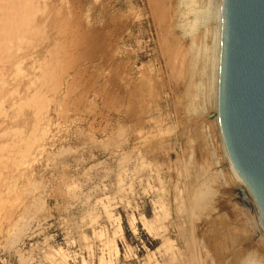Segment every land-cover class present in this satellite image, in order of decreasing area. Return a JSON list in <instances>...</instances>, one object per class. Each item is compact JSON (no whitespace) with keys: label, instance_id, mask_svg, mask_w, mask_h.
Masks as SVG:
<instances>
[{"label":"rangeland","instance_id":"1","mask_svg":"<svg viewBox=\"0 0 264 264\" xmlns=\"http://www.w3.org/2000/svg\"><path fill=\"white\" fill-rule=\"evenodd\" d=\"M0 1V264H264L190 84L212 18L183 35L179 0Z\"/></svg>","mask_w":264,"mask_h":264},{"label":"water","instance_id":"2","mask_svg":"<svg viewBox=\"0 0 264 264\" xmlns=\"http://www.w3.org/2000/svg\"><path fill=\"white\" fill-rule=\"evenodd\" d=\"M218 122L226 159L264 234V0H222Z\"/></svg>","mask_w":264,"mask_h":264},{"label":"bare ground","instance_id":"3","mask_svg":"<svg viewBox=\"0 0 264 264\" xmlns=\"http://www.w3.org/2000/svg\"><path fill=\"white\" fill-rule=\"evenodd\" d=\"M18 1V0H17ZM29 1V0H28ZM27 1V2H28ZM35 1H37V0H35ZM46 1V0H45ZM180 1V6H179V9H178V15H177V19H176V28H178V30H181L182 32H184V34L183 35H185V34H188V32L186 31V30H188L190 27H192L193 26V23L194 24H196L197 23V19H200V17H202V16H204V17H210V18H212L214 21V24H213V27H211L212 28V30H210V37H211V39H209V40H211V44L209 43V42H207L208 44H210L211 46H209L208 48V55H206L207 57H205L203 54H205L204 53V50H203V52H201L202 53V55L205 57V64H204V66H203V69H204V71H205V77H206V81H205V79L203 80V78H202V75L201 74H203V73H201L200 74V78H198L197 77V79H196V77H195V74L193 73L194 72V67H196L195 66V63H194V65H192L193 66V68H192V72H190V73H192V74H194V76L192 75V78H190V79H192L191 80V85L193 86V89L194 90H198V92H199V90H202V85H205V87H203V89L204 88H206V86H207V84H208V90H209V100H210V102L213 104V115H214V121H215V123H216V126H217V130L219 131V140H220V145H221V149H222V152H223V156H224V159H225V167H226V169L231 173V170H230V168H229V165H228V162H227V159H226V154H225V150H224V146H223V141H222V137H221V132H220V128H219V122H218V87H219V71H220V54H221V39H222V28H223V20H222V0H179ZM1 2H3V1H0V3ZM6 2V1H5ZM23 2V1H22ZM34 2V1H33ZM40 2H44L43 0L42 1H40ZM25 3H26V0H25ZM21 4V3H20ZM23 4V3H22ZM21 4V5H22ZM41 4V3H40ZM44 4V3H43ZM43 4H41L40 5V7H43L42 5ZM19 5V4H18ZM17 5V6H18ZM28 5V4H27ZM10 6V5H9ZM47 6V5H46ZM6 7V6H5ZM4 7V9H5V11H6V14H7V10H6V8ZM39 7V8H40ZM17 8V7H16ZM23 8V7H22ZM38 8V7H37ZM38 8V9H39ZM45 8V7H44ZM2 9H3V7H2ZM8 9H10V8H8ZM26 9L28 10V9H30V8H25V13L27 12L26 11ZM35 9V8H34ZM54 9V8H53ZM16 10V9H15ZM36 10V9H35ZM4 11V12H5ZM44 10H42V12H43ZM45 11H46V9H45ZM48 11V10H47ZM58 10H56V12H57ZM2 12V11H1ZM23 12V11H22ZM28 12H29V10H28ZM41 12V13H42ZM55 12V13H56ZM15 13V12H14ZM32 13V12H31ZM37 13L38 12H36V15H37ZM40 13V14H41ZM53 13V12H52ZM54 13V14H55ZM58 13V12H57ZM2 15H3V13H1ZM13 14V13H12ZM19 14V13H18ZM21 14V13H20ZM40 14H38V16L40 15ZM203 14V15H202ZM14 16L16 15V13L15 14H13ZM23 15V14H22ZM29 14H24V16H28ZM32 15H33V13H32ZM200 15V16H199ZM202 15V16H201ZM5 16V15H4ZM7 16V15H6ZM43 16V15H42ZM41 16V17H42ZM3 17V16H2ZM1 17V18H2ZM10 17V16H9ZM20 17V16H19ZM26 17H25V22L27 23V21H30V20H27L26 19ZM30 17H32V16H30ZM37 17V16H36ZM37 18L38 20L40 19V21H41V19H44V18ZM47 18H45V20L47 19L48 20V15L46 16ZM16 18V17H15ZM14 19V18H13ZM19 19V18H18ZM3 20H5V19H3ZM11 20V19H10ZM21 20H24L23 19V17L21 18ZM195 20V21H194ZM197 20V21H196ZM202 20V19H201ZM207 20V19H206ZM2 21V20H1ZM0 21V22H1ZM6 21H8V20H6ZM15 21V20H14ZM17 21V20H16ZM19 21H20V19H19ZM49 21V20H48ZM25 22H23L25 25H27ZM45 21H43V23H44ZM196 22V23H195ZM6 23V22H5ZM30 23V22H29ZM8 24V23H7ZM23 24V25H24ZM36 24V23H35ZM207 24V23H206ZM4 25V24H3ZM12 25V24H11ZM11 25H9V28H10V26ZM14 25V24H13ZM13 25H12V27H13ZM18 25V24H17ZM39 25H40V23H39ZM6 26V25H5ZM4 26V27H5ZM21 26V25H20ZM31 26V25H30ZM41 26H42V24H41ZM7 27V26H6ZM24 27V26H23ZM197 27V26H196ZM207 27H208V24H207ZM8 28V29H9ZM26 28V27H25ZM30 28V27H29ZM54 29H55V27H53ZM206 28V27H205ZM1 29H3V28H1ZM21 29V28H20ZM19 29V30H20ZM30 29H32V27L30 28ZM29 29V30H30ZM38 29V28H37ZM50 28H48L47 29V31L49 30ZM206 29H208V28H206ZM17 30H18V28H17ZM16 30V31H17ZM18 30V31H19ZM22 30V29H21ZM28 30V29H27ZM26 30V31H27ZM192 30H193V28H192ZM205 30V29H204ZM203 30V31H204ZM208 30V31H209ZM18 31H17V33L16 34H19L18 33ZM35 31H36V29H35ZM52 31H53V29H52ZM21 33H22V35L25 33L24 31V33L22 32V31H20ZM30 32V31H29ZM56 32V31H55ZM205 32H207V30L205 31ZM0 33H3V32H0ZM8 33V32H7ZM7 33L6 34H4V35H7ZM11 33V32H10ZM13 33V32H12ZM11 33V34H12ZM20 33V34H21ZM63 33V32H62ZM192 33V32H191ZM19 34V35H20ZM56 34H59V33H56ZM61 34V33H60ZM204 34V33H203ZM202 34V35H203ZM2 34H0V36H1ZM4 35H2V36H4ZM13 35V34H12ZM207 35H209V33L208 34H206V36ZM9 36V35H8ZM8 36H7V38H8ZM16 36V35H15ZM54 36H55V34H54ZM61 36V35H60ZM205 36V35H204ZM205 36V37H206ZM5 37V36H4ZM10 38V40H11V38H13V36H9ZM17 37V36H16ZM20 37H21V35H20ZM19 37V38H20ZM23 37H26L25 35L24 36H22L21 38H22V40L24 41L25 40V38H23ZM6 38V37H5ZM27 38V37H26ZM32 38H33V36H32ZM209 38V37H208ZM0 39H2V37L0 38ZM28 39V38H27ZM204 39V37L202 38V40ZM207 39V38H206ZM18 40V39H17ZM21 40V41H22ZM31 40V39H30ZM3 41V40H2ZM1 41V42H2ZM19 41V40H18ZM29 41V40H28ZM33 41V40H32ZM45 41V40H44ZM205 40H203V43H205L204 42ZM3 42H5V41H3ZM2 42V43H3ZM6 42H8V41H6ZM5 42V43H6ZM35 42V41H34ZM41 42V41H40ZM43 42V41H42ZM5 43H3V45L5 44ZM12 43V42H11ZM16 43V42H15ZM19 43V42H18ZM17 43V44H18ZM25 43H28L27 41L25 42ZM192 43H194V42H192ZM20 44V43H19ZM24 44V43H23ZM32 44V43H31ZM39 44V43H38ZM43 43H41L40 44V46L42 45ZM55 44V43H54ZM6 45H8V44H6ZM12 45V44H11ZM29 45V44H28ZM32 45H34V44H32ZM194 44H192V46H193ZM2 46V45H1ZM17 46V45H16ZM15 46V47H16ZM19 46V45H18ZM37 46V45H36ZM39 46V45H38ZM59 46V45H58ZM199 46V45H198ZM205 46H206V43H205ZM14 47V48H15ZM19 47H21V46H19ZM18 47V48H19ZM31 47V46H30ZM29 47V48H30ZM32 47H34V46H32ZM1 48V47H0ZM5 48V47H4ZM3 48V49H4ZM11 48L13 49V47L11 46ZM29 48H28V50H29ZM36 48V47H35ZM35 48H34V50H35ZM198 48V47H197ZM200 48V47H199ZM2 49V50H3ZM11 49V50H12ZM22 49H24V48H22ZM203 49V48H202ZM20 50V49H19ZM30 50L31 51H34V50H32L31 48H30ZM201 50V49H200ZM5 51H6V53H7V50L5 49ZM4 51V52H5ZM8 51H9V49H8ZM202 51V50H201ZM4 52H3V55H5L4 54ZM13 52V51H12ZM17 52V51H16ZM18 52H20V51H18ZM21 52H22V50H21ZM0 53H1V50H0ZM10 53H11V51H10ZM30 53V52H29ZM14 55L16 54V53H13ZM2 55V54H1ZM2 55V56H3ZM6 55H8V54H6ZM10 55H12V54H9V56ZM202 55H201V57H202ZM8 56V57H9ZM19 56H21V55H19ZM18 56V57H19ZM5 57V56H4ZM7 57V58H8ZM10 57H12V56H10ZM15 57V56H14ZM201 57H199L200 58V60H201ZM203 57V58H204ZM6 58V57H5ZM21 58V57H20ZM19 58V59H20ZM23 58H25V57H23ZM4 59V58H3ZM13 59V58H12ZM1 60V59H0ZM5 60V59H4ZM8 60V59H7ZM10 60V59H9ZM14 60V59H13ZM192 60V59H191ZM17 61H18V59H17ZM24 61V60H23ZM9 62V61H8ZM8 62H6V63H8ZM34 62V61H33ZM195 62V61H194ZM202 62V61H201ZM16 63H18V62H16ZM15 63V64H16ZM20 63H21V61H20ZM9 64V63H8ZM14 64V63H13ZM34 64V63H33ZM0 65H1V63H0ZM198 65H199V61H198ZM40 66V65H39ZM4 67V66H3ZM14 67H16L18 70H19V67L18 66H14ZM33 68V67H32ZM41 68V67H40ZM43 68V67H42ZM198 68V67H197ZM196 68V69H197ZM2 69V68H1ZM15 69V68H14ZM38 70V69H37ZM2 71H3V69H2ZM6 71V70H5ZM17 70H15V75H14V77L16 76V75H18L17 73L18 72H20L21 70H19L18 72H16ZM203 71V70H202ZM203 71V72H204ZM22 72V71H21ZM9 73H10V71H9ZM3 74V73H2ZM14 74V73H13ZM21 74V73H20ZM19 74V75H20ZM7 76V75H6ZM10 76H12V75H10ZM31 76V75H30ZM190 77V76H189ZM203 77H204V75H203ZM204 77V78H205ZM11 78V77H10ZM3 79H5V77L3 78ZM15 79H16V77H15ZM32 82H34L33 80H31ZM208 82V83H207ZM2 83H3V81H2ZM1 83V84H2ZM0 84V85H1ZM30 84H31V82H30ZM34 85V84H33ZM189 85V84H188ZM1 87V86H0ZM5 87V86H4ZM189 87V86H188ZM187 89V88H186ZM1 90L2 89H0V92H1ZM6 90V89H5ZM205 90V89H204ZM186 91V90H185ZM207 91V90H206ZM205 91V93H207L208 94V92H206ZM204 92V91H203ZM5 93V92H4ZM15 93V92H14ZM13 93V94H14ZM17 93V92H16ZM197 93V92H196ZM195 93V94H196ZM204 93V94H205ZM9 94V93H8ZM1 95V94H0ZM186 95V94H185ZM198 95H199V93H198ZM198 95H196V96H198ZM202 96V95H201ZM4 97V96H3ZM203 97V96H202ZM1 96H0V102L2 103L3 102V100H1ZM4 98H6V97H4ZM27 98V97H26ZM206 98H208V97H206ZM206 98H205V101H206ZM29 99V98H28ZM27 99V100H28ZM195 98H194V96H193V99L192 100H194ZM196 100H197V97H196ZM195 100V101H196ZM200 100V99H199ZM5 101V100H4ZM21 101H24V100H21ZM204 100H203V104H204V102H205ZM207 101H208V99H207ZM193 102V101H192ZM200 103V102H199ZM207 103V102H206ZM189 105H191L192 103H188ZM203 104H201V106L203 105ZM1 105V104H0ZM195 104L193 103V106H194ZM13 107H14V105H13ZM203 107V106H202ZM32 108V107H31ZM22 109V108H21ZM214 126V125H213ZM15 129V128H14ZM22 129V128H21ZM33 129H34V127H33ZM16 130V129H15ZM19 131H21V130H19ZM18 131V132H19ZM5 132V131H4ZM215 136V135H214ZM213 138V137H212ZM215 145V144H214ZM66 151V150H65ZM212 155V154H211ZM40 156V155H39ZM38 156V157H39ZM219 157V156H218ZM223 158V157H222ZM48 162V161H47ZM45 164H47V163H45ZM219 168V167H218ZM217 169V168H216ZM226 171V170H225ZM227 172V171H226ZM232 174V173H231ZM229 178V177H228ZM232 181V180H231ZM216 182V181H215ZM217 183V182H216ZM37 184V183H36ZM219 184V183H218ZM230 184V183H229ZM226 187V186H225ZM228 187V186H227ZM229 187H230V185H229ZM34 188V187H33ZM8 189V188H7ZM233 189V188H232ZM231 189V190H232ZM228 190V189H227ZM234 191V190H233ZM31 192V191H30ZM26 193V192H25ZM238 196L239 197H237L238 199H240V201H241V203H244V205H245V207L247 208V206H246V203H245V201H244V199H243V197H242V195H241V193L239 192L238 193ZM13 197V196H12ZM13 199V198H12ZM1 201V200H0ZM10 201V200H9ZM30 205V204H29ZM244 208V207H243ZM248 209V208H247ZM248 214H249V217H251V215H250V213H249V211H248ZM21 220V219H20ZM17 221V220H16ZM246 221V220H245ZM40 222H42V221H40ZM15 222H13L12 223V225L14 224ZM250 223H251V227L255 230L256 229V224H254L253 222H252V219L250 220ZM16 224V223H15ZM14 224V225H15ZM13 225V226H14ZM249 226V225H248ZM35 227V226H34ZM258 227V226H257ZM251 228V229H252ZM258 229H259V232H260V237H261V239H264V234L262 233V231L260 230V228L258 227ZM32 230V229H31ZM256 231V230H255ZM31 232V231H30ZM34 233V232H33ZM262 241V240H261ZM264 242V241H263ZM16 249V248H15ZM14 251V250H13ZM256 251H258V250H256ZM260 251V253H261V249L259 250ZM259 253V254H260Z\"/></svg>","mask_w":264,"mask_h":264}]
</instances>
